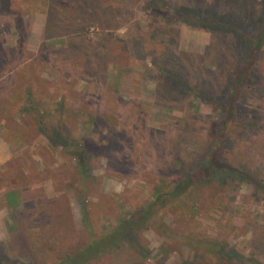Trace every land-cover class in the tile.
<instances>
[{
  "label": "rangeland",
  "instance_id": "obj_1",
  "mask_svg": "<svg viewBox=\"0 0 264 264\" xmlns=\"http://www.w3.org/2000/svg\"><path fill=\"white\" fill-rule=\"evenodd\" d=\"M4 2L9 12L0 11V138L11 156L0 164V264H51L58 239L76 244L88 228L99 237L109 233L145 202L152 183L177 176L176 162L187 169L208 149L256 173L262 184L255 188L246 177H227L202 187L195 225L226 245L223 261L264 264V39L250 58L247 44L230 29H214V21L209 30L187 26L167 12L219 13L253 38L264 0ZM247 64H253L251 76L239 74V84L230 88L231 70ZM233 92L219 132L225 135L215 142L214 124L222 121L221 106ZM36 111L47 131L57 130L75 149L85 146L84 174L40 132ZM13 189L20 196L7 203L4 193ZM37 205L51 208L29 216ZM164 222L176 227L171 214ZM39 227L46 253L25 248L26 234ZM87 253L94 257L85 264L217 262L145 227ZM87 257L81 253L58 264H81Z\"/></svg>",
  "mask_w": 264,
  "mask_h": 264
},
{
  "label": "trees",
  "instance_id": "obj_2",
  "mask_svg": "<svg viewBox=\"0 0 264 264\" xmlns=\"http://www.w3.org/2000/svg\"><path fill=\"white\" fill-rule=\"evenodd\" d=\"M0 11L9 12L4 0H0ZM167 12L170 14V16L175 17L187 26L209 30L210 21H214V29H230L229 31L238 38V41L241 40V42H245L247 44V47H249L247 56L250 58H255L257 54L256 52L260 50L259 46L261 41L264 39V16L262 17L263 24L261 23V25L258 27L257 36L252 38L248 35V32H246L244 29H238L239 26L230 20L229 21L231 23L227 22L226 18H224L219 13L210 15L208 17H202L196 10H186L182 9L181 7H171ZM252 66L253 64L235 66L231 70L233 80L230 82L229 87L232 88L233 86H236V84H239L237 81L239 74H242L244 77H250L253 72ZM240 80L241 79H239V82ZM194 93L196 94L197 92ZM234 97L235 94L233 92V95H229L227 100L224 101L223 106H221L220 112L223 119L220 122H216L213 127L216 134L215 142L221 141L225 135L223 133L222 136H219V132L227 119L226 114L229 112V106L227 104L232 102ZM220 102L222 103L223 101L220 100ZM23 110L24 112L27 111V109ZM34 116L37 125L41 129L40 132L45 135L49 134V139L53 141V143L62 146L67 154H69L75 160L77 167H79L80 174H84L86 157L85 146L79 144L75 149L74 144L73 147H70V144L68 145L62 140L57 130L47 131L45 129V120L41 112L36 111ZM252 124L248 126L252 127ZM219 156V153L212 149H208L207 151L197 153L195 161L191 163L187 169L184 168V165L181 161L176 162V166L179 170L177 176L170 180L160 178L155 183H152L150 195L145 200V202L132 211L130 215L126 217V219L119 221V224L112 228L109 233L99 237L88 228L86 230V239H79L80 241H78L76 244H65L63 241L58 239L60 246H63L61 248L59 246V249L57 246H55V248H57L59 251H52L57 252V255L55 256L56 259H52L53 262L51 264H58L59 260H64L81 253L87 254L88 256L86 259L81 261V264H85L86 261L94 257L93 254L90 256L87 252L95 248L98 244L102 243V248H106L111 243L114 244L118 238L124 237L129 231L131 232L132 229H137L139 227L151 228L168 240L178 239L182 245H186L192 252H202L214 256L217 260L216 264H231L229 261H223L224 257L222 255H225L224 250L226 245L221 244V242L217 239L202 235L200 228L195 225L197 221L194 218L196 215H200L198 208L200 207L201 202V188L204 186L219 185L220 182H222L223 179L227 177L243 180H245L246 177V180H249L248 183L253 185L255 188H260L262 180L257 177L256 173H252L246 168L236 167L234 163L230 162L224 157ZM4 196L7 203L9 202L14 204L15 202L13 199L14 197L17 198V196H20V192L9 190L4 193ZM44 203L49 202L46 201ZM37 206L39 207H32V210L28 211L30 213L26 212V214L28 213L29 216H33L36 213L38 214L40 212L39 210H42L43 208V211H46L45 209L51 208L44 205ZM167 214L174 216L176 221V224L174 225L176 226L175 228L170 227V225L164 222V217ZM16 216L17 213L15 215L12 214L14 222L16 221ZM183 220H185L187 223L185 229L180 227V225L183 223ZM60 226L56 227L55 225H51V227H56V229ZM30 227H34V224H31ZM41 236L44 235L40 227L38 228V231H35L34 233H27L24 240L25 248L27 250H31L35 245L34 248L37 247L39 249L38 251H43L46 253L43 248L47 245L48 241H44ZM105 242H107L108 245L103 247V243ZM56 243L58 244V242ZM228 250L230 252L229 258L230 256H234V250ZM42 255L43 257L41 258L43 259L41 260L46 262V254H41L40 256Z\"/></svg>",
  "mask_w": 264,
  "mask_h": 264
},
{
  "label": "crops",
  "instance_id": "obj_3",
  "mask_svg": "<svg viewBox=\"0 0 264 264\" xmlns=\"http://www.w3.org/2000/svg\"><path fill=\"white\" fill-rule=\"evenodd\" d=\"M9 146L5 143L3 138H0V164L4 163L11 156L9 152Z\"/></svg>",
  "mask_w": 264,
  "mask_h": 264
}]
</instances>
